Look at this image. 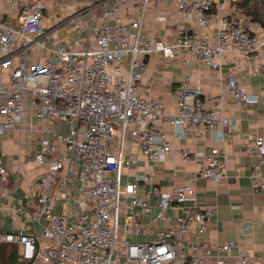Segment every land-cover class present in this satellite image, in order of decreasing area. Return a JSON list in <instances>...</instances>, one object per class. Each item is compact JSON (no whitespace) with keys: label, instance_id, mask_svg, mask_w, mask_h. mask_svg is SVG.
Segmentation results:
<instances>
[{"label":"built area","instance_id":"obj_1","mask_svg":"<svg viewBox=\"0 0 264 264\" xmlns=\"http://www.w3.org/2000/svg\"><path fill=\"white\" fill-rule=\"evenodd\" d=\"M132 0H92L91 5H103L102 21L92 28L91 35L76 37L71 46H64L57 28L64 22L49 14L51 25L44 27L45 5L41 0H11L20 4L18 25L0 22V66L8 70V84L0 83V134L19 129L27 110L35 116L54 117L67 125L65 133L55 132L53 140L42 138L35 155L39 163H47L53 174L67 166L69 174L78 176L85 188L84 196L94 200L91 214L81 213L75 220L55 212L44 193L35 195L30 210L34 219H42L38 233L1 232L0 243L18 246V260L0 264H113L120 240L119 213L121 199L147 213L150 199L156 197L154 222L166 219L167 209H179L177 225L160 229L149 241H123L128 264H228L226 256L238 248V237L225 242L207 240L190 242L185 235L189 224L198 232L207 229L216 212L214 206L192 211L197 204L194 188L189 184L161 190L152 178L140 174L134 182L121 183L122 169L129 159L121 150L127 134L138 150L151 160H164L173 150L166 133L153 125L156 118L176 128L184 137L193 127L215 132L219 140L238 126L236 118L222 110L208 108L200 87L183 79L174 90L177 111L161 112V102L143 97L138 81L146 69V58L160 53L174 59L181 49L192 51L198 60L220 69L227 55L242 70L256 62L264 78V62L259 50L264 46V33L256 35L237 17L220 14L221 0H171L177 11L198 26L214 22L215 39L210 42L196 30L178 27L171 42L147 37L142 31L146 6L151 0H141L138 17L122 14ZM62 3V2H61ZM76 32L81 26L74 22ZM33 45L47 50L43 60L28 62L26 56ZM236 106L260 102L259 118L264 121V94H250L243 77L228 76L222 82ZM118 136L115 149L110 143ZM63 142L65 153L49 156L56 143ZM183 159L199 161V177L220 181L226 178V155L212 148L208 152H188L174 149ZM246 150L256 155L250 165L249 177L255 190L264 189V134L255 133ZM140 182L150 186L138 192ZM6 168L0 159V190H6ZM184 202H189L185 205ZM128 226L137 229L132 217ZM237 264H252V256L238 249Z\"/></svg>","mask_w":264,"mask_h":264},{"label":"crops","instance_id":"obj_2","mask_svg":"<svg viewBox=\"0 0 264 264\" xmlns=\"http://www.w3.org/2000/svg\"><path fill=\"white\" fill-rule=\"evenodd\" d=\"M11 0H0V22L17 26L20 4L10 5ZM45 5L44 27L51 25L50 13L56 20L64 22L57 28V36L64 46H71L76 37L91 35L92 28L103 18V5H91L92 0H41ZM62 2V3H61ZM141 0H132L121 12L126 17H138L141 11ZM220 14L237 17L244 26L258 36L264 28L251 15L233 0H221ZM74 22L81 26L75 31ZM178 27L196 30L200 36L212 42L215 39V24L198 26L196 22L186 19L176 9L171 0H151L148 2L142 31L147 37L171 42L175 38ZM1 51V50H0ZM260 60L264 62V46L259 50ZM47 50L36 45L29 48L28 62L43 60ZM235 62L227 55L220 69L209 67L200 62L196 55L187 49H181L174 59L163 57L160 53L146 58V69L138 81V92L143 97L153 96L161 102V112L177 111L174 90L180 82L188 78L192 86L200 87L204 102L208 108L222 110L224 115L236 118L238 126L226 133L219 140L215 132L203 127H193L184 137L179 136L176 128L156 118L153 125L161 128L173 150L167 153L164 160L157 161L145 157L131 142L130 136L124 139L121 153L129 159V164L122 169L121 183L134 182L140 174L151 176L152 183L161 190H168L184 184L191 185L197 197V204L191 206L197 211L205 206H214L215 214L208 222L204 232H198L194 224H189L185 237L190 242L207 240L225 242L238 237V248L226 256L228 264L238 263V249L249 253L252 264H264V189L255 190L249 177L250 165L256 155L246 150V145L255 133L264 134V121L259 118L260 102L247 106H236L232 96L224 88L222 82L228 76L243 77L244 85L250 94H264V78L259 72L256 62H252L242 70H236ZM8 70L0 66V83L8 84ZM65 133L67 125L54 117H37L32 110H27L19 129L6 130L0 134V159L6 168V190H0V233L21 229L25 232L38 233L42 227V219L30 216L35 204V195L44 193L49 198L52 209L69 220H75L81 213L91 214L94 200L84 196V185L81 179L68 173L67 166L53 174L47 163H39L35 155L40 148V140H53L55 132ZM118 136L110 143L114 150ZM215 148L226 155V178L212 181L199 177L197 171L199 161L183 159L174 149H185L188 152H208ZM63 142L56 143V151L65 153ZM150 183L140 182L138 192L148 189ZM151 211L145 213L129 204V199H121L119 225L120 242L113 254V264H128L124 255L123 241H149L156 237L160 229L177 225L179 209H167L166 219L154 222L152 217L157 212L156 197L150 199ZM185 205L189 202H184ZM132 217L139 223L132 229L126 223ZM202 264H210L204 262Z\"/></svg>","mask_w":264,"mask_h":264},{"label":"trees","instance_id":"obj_3","mask_svg":"<svg viewBox=\"0 0 264 264\" xmlns=\"http://www.w3.org/2000/svg\"><path fill=\"white\" fill-rule=\"evenodd\" d=\"M236 7L251 15L264 28V7L260 0H233ZM18 246L12 243H0V263H14L18 260Z\"/></svg>","mask_w":264,"mask_h":264},{"label":"water","instance_id":"obj_4","mask_svg":"<svg viewBox=\"0 0 264 264\" xmlns=\"http://www.w3.org/2000/svg\"><path fill=\"white\" fill-rule=\"evenodd\" d=\"M260 1H261L262 5H263V7H264V0H260Z\"/></svg>","mask_w":264,"mask_h":264}]
</instances>
